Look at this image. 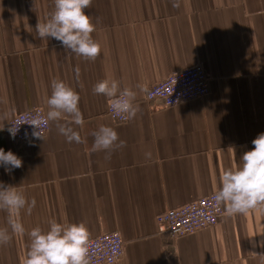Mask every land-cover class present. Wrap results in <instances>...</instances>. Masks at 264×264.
Instances as JSON below:
<instances>
[{
  "label": "crops",
  "instance_id": "crops-1",
  "mask_svg": "<svg viewBox=\"0 0 264 264\" xmlns=\"http://www.w3.org/2000/svg\"><path fill=\"white\" fill-rule=\"evenodd\" d=\"M180 3L175 9L170 0H92L84 11L93 16L101 54L89 61L38 37L52 0H0V148L23 161L11 173L0 166V182L37 201L31 215L21 212L26 233L0 246V264H23L27 232L47 230L51 219L84 222L91 238L119 232L125 246L116 264H264L260 209L224 215L176 239L158 230V214L217 191L222 172L239 165L264 132V0ZM197 63L211 79L201 99L162 108L136 89ZM105 78L137 91L135 119L121 123L107 114V99L92 92ZM53 79L78 92L84 126L74 127L85 142H66L55 123L44 141H10L5 118L37 107L46 113ZM102 124L126 142L107 160L92 151L91 132Z\"/></svg>",
  "mask_w": 264,
  "mask_h": 264
},
{
  "label": "clouds",
  "instance_id": "clouds-1",
  "mask_svg": "<svg viewBox=\"0 0 264 264\" xmlns=\"http://www.w3.org/2000/svg\"><path fill=\"white\" fill-rule=\"evenodd\" d=\"M175 9L181 7L180 0H170ZM52 9L45 22L38 21L36 33L42 40L53 38L61 43L66 51L82 57L84 60L95 61L101 54V45L93 38L96 25L93 16L85 13L92 5V0H52ZM99 22V17H95ZM76 79H79L80 69H75ZM51 95L46 99V113H25L9 122L7 131L13 139L20 131L21 125L32 128L31 137L44 141L50 125L55 123L59 134L68 143H84L80 131L84 118L79 107L80 96L69 84L62 80L51 81ZM136 89L151 97L152 91L145 84H137ZM94 95H102L107 99L113 117L123 121L136 118L141 111L137 100V91L131 87H121L117 79H102L92 88ZM4 120V121H5ZM4 130V124L0 131ZM29 133L25 132L27 138ZM93 137L92 151L105 152V159H111L113 152L126 146L119 139L117 131L107 125H100L91 132ZM31 142V141H30ZM253 148L245 151L237 166L226 168L220 176V186L212 195L214 202L219 205L217 211L226 216L246 215L250 211H264V132L252 141ZM145 158L150 159L151 153L146 152ZM23 161L11 150L0 148V166L6 173L20 168ZM37 201L30 200L17 187L6 186L0 182V211L7 213V226L0 227V246L11 243L14 235H24L26 229L20 215L26 210L32 214ZM195 215L205 219L204 214L196 211ZM48 229L39 226L27 232L30 243L23 264H92L95 258L91 249H97L96 256H108L115 253L117 246L110 250L99 242L93 245L91 232L84 222L70 223L48 221ZM264 247V241H261ZM264 256V255H261Z\"/></svg>",
  "mask_w": 264,
  "mask_h": 264
},
{
  "label": "built area",
  "instance_id": "built-area-1",
  "mask_svg": "<svg viewBox=\"0 0 264 264\" xmlns=\"http://www.w3.org/2000/svg\"><path fill=\"white\" fill-rule=\"evenodd\" d=\"M210 80L211 79L203 65L197 63L178 73H172L163 81L149 87L153 95L149 97L145 94V100L149 103H157L162 108L175 107L181 103L201 99L207 96L210 92ZM35 112L45 113L42 107H37L19 113L13 118H17L25 113ZM107 114L118 122H126L114 118L109 106L107 108ZM9 126L8 122L5 130L10 141L20 144L35 139L30 135L32 131L31 126L26 124L21 125L20 131L15 139H13L7 131ZM26 131L29 133L27 138L25 137ZM212 195L213 193L181 207L168 209L163 213L158 214L157 226L159 232L167 234L171 239H176L217 225L223 219L224 214L217 211L219 205L214 202ZM196 211L202 212L205 219L196 216ZM97 242L109 250L116 245L117 250L115 253H111L108 256H96L97 249L93 247L91 252L95 258L93 259L92 264H116L123 259L125 242L119 232H105L92 238L93 245Z\"/></svg>",
  "mask_w": 264,
  "mask_h": 264
}]
</instances>
